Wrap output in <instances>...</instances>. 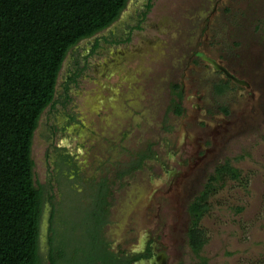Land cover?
Returning <instances> with one entry per match:
<instances>
[{"label": "rangeland", "instance_id": "obj_1", "mask_svg": "<svg viewBox=\"0 0 264 264\" xmlns=\"http://www.w3.org/2000/svg\"><path fill=\"white\" fill-rule=\"evenodd\" d=\"M148 1L129 0L112 29L123 26L119 35L129 36ZM144 26L108 51L89 54L85 40L68 54L59 88L76 60L83 75L66 107L44 111L33 140L35 179L54 197L42 214L41 254L48 255L54 227L58 264H87L90 251L74 252L92 248L104 185L103 240L119 255L141 252L156 237L165 264H264V0H152ZM66 146L79 177L58 161ZM149 149L157 160L119 177ZM228 159L242 179H227L210 198L201 222L208 242L197 256L189 206ZM179 164L174 177L169 171Z\"/></svg>", "mask_w": 264, "mask_h": 264}, {"label": "trees", "instance_id": "obj_2", "mask_svg": "<svg viewBox=\"0 0 264 264\" xmlns=\"http://www.w3.org/2000/svg\"><path fill=\"white\" fill-rule=\"evenodd\" d=\"M128 3L129 0H0V264H58L62 258L57 247L54 248V227L50 230L48 255L41 254L42 214L45 206L53 205L54 197L51 189L46 192L45 186L35 179L32 156L35 131L44 111L48 107L55 110L61 104L66 107L72 99L74 86L79 84L84 70L80 67L82 63L76 60L77 66L67 70L65 80L60 88L58 86L61 71L73 48L89 40L92 45L89 54L101 49L108 51L111 44L128 43L136 32L145 28L152 0L140 10L138 17L131 19L134 23L129 36L119 35L123 26L112 29ZM105 30L106 34L99 35ZM74 57L72 55V59ZM215 87L219 93L226 90L224 84ZM174 92L182 98L181 85L175 84ZM176 113H183L178 103ZM69 116L75 120L76 116ZM66 131L69 129L65 128L64 133ZM57 158L70 166L71 175L80 176L79 169L73 171L77 158L69 153L67 146ZM149 159L157 160L151 149L141 152L136 164L125 168L119 177L144 167ZM227 179H242V171L230 159L216 167L200 195L189 206L188 242L197 256L208 242L201 222L210 210L209 200ZM100 200L104 215L97 221L92 248L77 249L74 254L90 251L87 264H133L150 258L151 247L140 254L122 252L120 257L110 249L102 231L110 206L104 185L100 187ZM62 246L64 248L65 244Z\"/></svg>", "mask_w": 264, "mask_h": 264}, {"label": "water", "instance_id": "obj_3", "mask_svg": "<svg viewBox=\"0 0 264 264\" xmlns=\"http://www.w3.org/2000/svg\"><path fill=\"white\" fill-rule=\"evenodd\" d=\"M203 59L207 61L208 63L212 64L216 69H219L222 72H224L228 78H231L232 80H234L235 82L239 84L247 85L246 81L241 80L235 75H233L224 65L219 63L216 59L208 57V56H203ZM160 260H162L163 261L162 263L165 264V261H166L165 253H162V252L160 254L158 253V255L151 258L150 260L141 259L138 264H161Z\"/></svg>", "mask_w": 264, "mask_h": 264}, {"label": "flooded vegetation", "instance_id": "obj_4", "mask_svg": "<svg viewBox=\"0 0 264 264\" xmlns=\"http://www.w3.org/2000/svg\"><path fill=\"white\" fill-rule=\"evenodd\" d=\"M106 34V33H105ZM203 56H205V55H203ZM202 56V57H203ZM207 56V55H206ZM220 63V62H219ZM180 165L181 164H179V166L178 167H175V168H173L172 170H170L169 171V173L171 174V175H173L174 177H176L178 174H179V172H180ZM151 247V248H150ZM151 249V251H152V256L150 257V258H148V259H146V260H150L151 258H153V257H155L156 255H158V253L160 254L161 252L162 253H165L164 251H163V249H164V246L162 245V243L160 242V240L158 239V238H156V237H154L153 238V240H152V242H150L148 245H146L145 247H144V249L141 251V252H136V254L138 253V254H140V253H145V252H147L148 251V249ZM115 252V251H114ZM116 253V252H115ZM119 257H120V255H119V253H116ZM141 260V259H140ZM140 260H138V261H135L133 264H138L139 263V261Z\"/></svg>", "mask_w": 264, "mask_h": 264}, {"label": "bare ground", "instance_id": "obj_5", "mask_svg": "<svg viewBox=\"0 0 264 264\" xmlns=\"http://www.w3.org/2000/svg\"><path fill=\"white\" fill-rule=\"evenodd\" d=\"M162 262H163V261H162V260H160V263H161V264H163Z\"/></svg>", "mask_w": 264, "mask_h": 264}]
</instances>
